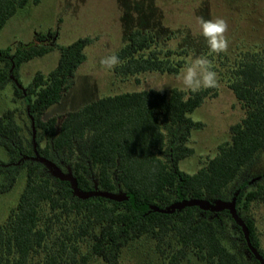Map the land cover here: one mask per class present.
Instances as JSON below:
<instances>
[{
	"label": "trees",
	"instance_id": "16d2710c",
	"mask_svg": "<svg viewBox=\"0 0 264 264\" xmlns=\"http://www.w3.org/2000/svg\"><path fill=\"white\" fill-rule=\"evenodd\" d=\"M28 1L0 0V31ZM90 42L85 37L59 46V61L52 71L36 73L25 90L15 85L16 96L26 100L32 141L24 138L14 111L0 113V145L9 156L0 160V173L12 175V186L20 171H26L18 203L0 223V264H87L95 257L115 264L123 248L141 236L156 241L167 264H180L190 251L203 264H248L223 240L220 220L224 215L232 218L229 210L196 205L163 210L183 200H223L229 186L264 151V46L243 49L234 58L206 53L212 70L234 92L245 115L231 125V139L221 143L197 171L188 173L179 163L192 155L187 142L202 126L190 114L216 94V87L195 93L180 88L125 91L44 117L71 88ZM49 50L35 45L14 52L10 47L0 50V88L10 78L19 83L21 65ZM116 55L121 63L113 72L121 79L146 72L177 75L189 63L187 49L166 48L156 33L142 29L132 30ZM79 144L83 159L71 162ZM37 154L57 166L70 164L67 170L82 193L120 190L128 199L79 197L72 182L51 174ZM257 200H264V182L253 190H240L236 207L248 209ZM244 221L260 251L254 220ZM237 227L251 258L260 264Z\"/></svg>",
	"mask_w": 264,
	"mask_h": 264
},
{
	"label": "rangeland",
	"instance_id": "374dc122",
	"mask_svg": "<svg viewBox=\"0 0 264 264\" xmlns=\"http://www.w3.org/2000/svg\"><path fill=\"white\" fill-rule=\"evenodd\" d=\"M199 17L204 19L223 18L228 23L230 43L226 52L234 58L243 49L264 46V0H40L28 3L10 17L0 31V50L10 47L12 52L31 45L44 46L50 50L24 62L19 69V83L10 78L0 88V113L14 111L17 122L27 142L33 140V128L28 116L26 100L16 96L15 85L26 89L36 73L48 74L58 64L59 46H66L79 38L89 37L91 42L85 47L86 60L78 67L72 79L71 88L61 100L51 105L44 117L58 116L80 107L101 96L125 91L143 89H184L181 74L146 72L118 78L112 70L101 67V58L117 53L128 41L134 29L150 30L156 33L163 46L171 49H187L189 62L211 53L201 34ZM3 63H0V68ZM218 75V86L203 104L190 116L202 122L199 129L191 132L187 145L193 149L192 155L182 159L180 168L188 173L197 171L205 161L215 155L221 143L231 139L230 127L245 115V109L234 92ZM185 90V89H184ZM65 155V154H64ZM84 152L77 146L71 162L83 159ZM163 157V154L160 153ZM9 158L0 145V160ZM51 173L50 168L44 164ZM59 165V164H58ZM70 164L59 165L68 173ZM22 170V169H21ZM96 171H93L95 175ZM10 174L0 173V223L19 201L26 183V171L22 170L12 186ZM264 182V151L255 162L244 169L229 186L223 200L231 201L240 191H250ZM8 187V188H7ZM117 194L123 195V191ZM211 201L218 199L209 197ZM238 210V209H237ZM242 220L247 217L255 222L260 240V253L264 256V200H257L238 211ZM223 240L228 248L248 264H259L251 258L245 248L242 233L233 217L222 216ZM203 264V260L193 252H188L180 264ZM87 264H108L99 257ZM115 264H167L156 250V241L141 236L130 241L122 250Z\"/></svg>",
	"mask_w": 264,
	"mask_h": 264
},
{
	"label": "clouds",
	"instance_id": "9594fccd",
	"mask_svg": "<svg viewBox=\"0 0 264 264\" xmlns=\"http://www.w3.org/2000/svg\"><path fill=\"white\" fill-rule=\"evenodd\" d=\"M201 34L207 42L211 53H226L229 47L228 23L225 19L217 17L204 19L199 17ZM101 67L112 70L119 66L121 60L115 53L109 54L99 61ZM182 85L185 90L199 92L201 89L215 88L218 86L217 72L212 70L211 61L205 57H198L190 61L182 70Z\"/></svg>",
	"mask_w": 264,
	"mask_h": 264
},
{
	"label": "water",
	"instance_id": "95a60500",
	"mask_svg": "<svg viewBox=\"0 0 264 264\" xmlns=\"http://www.w3.org/2000/svg\"><path fill=\"white\" fill-rule=\"evenodd\" d=\"M36 159L44 164H46L50 170L52 171L53 175L56 177H59L60 179L63 180H70L72 182V186L74 189V192L82 198L85 197H89L92 195H98V196H104L107 198H111L114 200H125L128 199V195L127 193L124 192L123 195H119L116 192H111V191H101V190H94L92 192L89 193H82L79 189H78V184L76 179L72 176L71 172L68 173H64L62 171V169L57 166L54 162L46 159L45 157L40 156L39 154H37ZM236 196L237 194L233 197V199L231 201L228 200H220L218 199L217 201H211L209 199H201V200H189V201H179L177 203H174L171 207V209L168 210H163L165 212H171L174 211L176 208H181L184 206H192V205H196V206H200L203 209H209L211 211H222L224 209L229 210V212L231 213V216L233 217L234 221L236 222L237 225H239L242 229V232L244 234L246 243L250 249V251L253 253V255L255 256V258L260 262V264H264V257L263 255L255 248V246L252 244L251 240H250V232L249 229L245 223L244 220H242V218L240 217L237 207H236Z\"/></svg>",
	"mask_w": 264,
	"mask_h": 264
}]
</instances>
